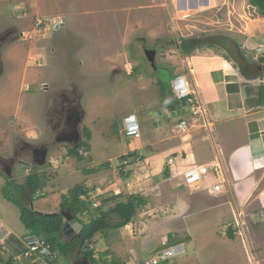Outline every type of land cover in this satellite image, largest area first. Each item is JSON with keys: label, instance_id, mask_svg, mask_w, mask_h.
<instances>
[{"label": "rangeland", "instance_id": "rangeland-1", "mask_svg": "<svg viewBox=\"0 0 264 264\" xmlns=\"http://www.w3.org/2000/svg\"><path fill=\"white\" fill-rule=\"evenodd\" d=\"M6 1L4 10L9 21L21 24L9 29L14 31L9 47L23 49L20 61L23 66L27 63L28 67H23V82L13 83L7 76L17 66L5 62L6 78L0 80V126H3L0 128L9 125L11 135L8 138L14 141L21 139L16 137L23 130L26 145H31L33 141H46L55 122L51 116L46 118V127L44 111L55 93H58L57 105L61 103L62 95L78 100L81 94L80 104L85 111L84 123L79 130L89 146L87 152L90 156L79 161L69 157L66 149L56 142L53 144L57 145H49L55 149L50 154L51 168L44 170L43 175L37 174L42 184L34 199H42L37 193L46 190L47 182L53 185L51 192L59 195L77 185L89 188L90 178L113 173L114 178H120L114 184L118 191L113 195H141L146 197V206L137 211L136 221L131 222L133 225L129 224L114 235L108 234L110 238L100 239L99 244L95 238L88 243V249L97 250L96 259L105 253V257L110 258L103 259L109 263L113 258V261L124 264H141L142 258L147 259L160 249L161 240L168 239L184 243L187 251L172 264H264V225H248L250 215L245 217V213L236 210L228 191L220 188L216 192L203 193L195 186L185 187L179 180L173 179V182L176 181L180 187L174 183L175 187H172L169 181L163 183L156 176L148 178L144 166H139L137 170L129 168L132 161L138 164L141 159L138 155L127 159V171L119 166L120 158L133 153V147L145 148L138 149H143L142 158L145 160L151 156L150 152L156 149L155 143L159 142L155 140L158 137L156 128L162 130V138L171 137L168 148L176 146L182 136L171 132L172 125L178 121L177 113L167 120V113L171 110L165 106L166 95L170 94V78L166 70L170 69L173 74L183 60L179 39L189 36L200 38L204 34L223 31L228 33V30L232 39L240 45L242 41H247L248 36L244 33L258 34L260 26L254 19L256 15L253 11L250 13L229 7L228 11L234 10L232 15L240 17L239 20L231 17L230 21V12L226 8L215 11L200 8L189 12V8L181 9L184 6L181 0ZM53 16H61L67 21L54 20ZM46 18H52L49 21L51 25L43 26L40 31L35 27L36 22ZM2 23L6 24V21ZM52 25L63 28L55 34ZM23 26L25 33L21 32ZM150 49L156 52L154 57L146 53ZM154 58L156 68L152 62ZM8 90L10 98L2 100ZM19 114L23 116V124L19 120L14 121ZM131 114L136 116L140 126L142 136L139 140L124 135L123 120ZM165 124L168 129L164 128ZM85 129L89 130L90 139L85 136ZM47 139L51 141V136ZM146 142H152L151 146H147ZM4 145H11L9 154L15 148L19 149L10 140ZM25 153L26 150H23V155ZM106 161L110 168L102 166ZM23 162L28 166L19 169V176L33 174L30 160L23 159ZM152 168H155L154 163ZM75 171L77 173L73 174ZM212 171L218 173L217 168L210 169L208 179L215 177ZM47 172L48 176L45 175ZM134 176L138 178L137 186L129 191V180ZM6 185L0 191V222H5L6 227H10L16 235L11 236L12 240L8 238L7 245L0 237V248L7 247L0 252V264L5 259L12 264H73L63 255L55 259L23 256L16 230L21 227L19 209L9 200L27 208L30 200L27 197V202H24L17 194L19 188L14 192L16 187L10 183ZM111 188L108 184L103 190L110 193L114 191ZM72 232L62 236V241L71 242L76 234ZM57 248L56 253L59 252Z\"/></svg>", "mask_w": 264, "mask_h": 264}, {"label": "crops", "instance_id": "crops-1", "mask_svg": "<svg viewBox=\"0 0 264 264\" xmlns=\"http://www.w3.org/2000/svg\"><path fill=\"white\" fill-rule=\"evenodd\" d=\"M181 1L184 5L181 9L189 8V12H192L193 9L200 8L203 10L212 9V11L226 8L228 11L229 7H235L250 13L253 11L256 15V18L254 17V19L258 21L257 24L260 26L259 31L255 36L244 33L248 36L246 37L247 41H242L240 45L232 39L233 37L229 34L230 32L228 30V33L223 31L222 33L204 34L202 37L217 38L214 47H203L194 51L190 55H184L181 51L183 60H181V63L179 62V67L173 71V74L170 69L166 71L170 78L169 84H171L173 78L176 76H183L190 81L193 92L191 103L186 104L181 101L180 105H176V108L173 111L172 107H168L173 101L172 94L169 91L170 94L168 96L166 95L167 104L165 106L171 110L167 113V120L170 119L172 114L177 113L176 119L178 121L172 125L171 132L182 136H180L178 140L179 142L176 146L168 148V140L171 141V137L167 136L166 138H162L160 136L162 130L156 128L155 133L158 137H156L155 140H159L158 143H155L156 149H153V151L150 152L151 156H147L148 159L145 160L142 158V152L145 148L141 146L143 149L138 151V149L141 148L133 147V153H130V155H138L141 159L138 161V164L132 162L131 167L132 169L134 168L137 170L139 166H144V173L147 174L148 178L151 176L155 178L156 176V178L163 183H168L169 181V183L172 184V187H180L176 181L179 180V175L184 169L193 165L214 166L217 168L218 173L215 174L212 171L215 177L208 179L209 177L207 175L201 183L195 185L199 192H215L213 191L214 184H222L223 191H228L230 198L233 199L236 210L243 212V214L245 213V217L248 214L250 215L248 225H264V94L261 93V89L264 87V79L262 75V61L260 59V57L264 56V24L260 23L264 22V17H261L257 13V9L251 6L248 0ZM6 2V0H0V10L5 9L4 3ZM228 12L230 21L231 17L239 20L240 17L237 18L235 15H232L234 10ZM185 16L186 15H184V17ZM53 17L55 18L54 20H65L61 16ZM0 18V35H7L9 32L8 30L13 26L21 25L19 21L17 23L9 21L5 10L4 12H0ZM50 19L46 18L47 21H51ZM3 20L6 21V24L2 23ZM65 21H67V19ZM61 28L63 27L56 28L54 25L52 30L54 29L57 31L55 32L53 30V32L57 34L60 32L58 30ZM24 29L23 26V29H21L22 33H25ZM190 38L192 37L189 36L187 39ZM9 44H11V42L5 44L1 48V60L4 62V65L5 62H9L10 65L17 66L16 68L11 69V72L7 76L8 80L13 83H15V81L22 83L23 70L28 67L27 63L23 66V62L20 61L23 49L18 47L10 49L9 46L11 45ZM7 45H9V48H6ZM9 50L10 54L7 55ZM146 53H148V55H153V57L156 55V52L151 49L147 50ZM23 58H25V55ZM152 62L156 68L155 58ZM27 71L24 72L27 73ZM160 85L163 84L160 82ZM40 88L41 87H39V89ZM168 88L170 87L168 86ZM10 96L8 90L5 96L1 99L7 100ZM81 109L83 112L84 123L85 111L82 106ZM17 120L22 123L23 116L21 117L20 114L19 116H15L14 121ZM181 120L186 121L188 125V130L185 133H178L174 129L175 125ZM8 126L0 128V157H4L6 161L11 157V154H9L11 153V145L6 146L4 144H7L9 140L12 141V139L8 138L11 135ZM164 128L168 129L169 127L165 124ZM20 132L21 135L18 136L23 139V130ZM34 142L36 141H33L30 144H35ZM151 143L146 142V145L150 147ZM223 143L225 144V147L223 146ZM53 151H55L54 148L49 151L47 163L44 164L43 167L35 168L34 165L30 164L31 166L29 167L31 172L33 173L37 170L38 175H43L44 170L50 169V154ZM170 159L173 160V166L171 167L172 170L170 171L168 169V171H165L164 168L166 167L164 166H168ZM153 163L155 164V168H152ZM89 164L93 165L94 163ZM96 165L97 164L94 166ZM24 166L28 165H22V167ZM214 167L212 168L214 169ZM19 169L23 168H21L20 165L17 166L16 164H13L10 171L11 177H8L7 175H5V177L0 173V191L8 183L12 184L14 187L23 188L20 197L23 198L24 202H27L28 191L25 185V177H27L28 174L25 173L23 176H19ZM76 173L77 172L75 171L73 174ZM45 175L48 176V172ZM107 177L112 179H108ZM173 179L176 180L175 183L173 182ZM119 180L120 178H114L113 173H104L103 176L94 177L93 179L90 178L89 188L88 186L86 187L90 196L85 198L92 202L93 205H100L102 200L111 197L106 193L107 191L103 190V187H106L109 184V188L113 186L112 188L114 190H118V187H114V184L118 183ZM137 181L138 178L136 179L135 176L129 180V191L135 189ZM173 183L175 186H173ZM52 187L53 185H50V182H47L46 190L38 193L42 198L41 200L29 198V207L33 211L45 215H53L61 212V198L67 193L62 191L59 195H56V192H51V190H53ZM19 192L20 191H18L17 194ZM44 192H46V194H44ZM138 192L137 194H139ZM131 195L132 193L130 196ZM125 199L126 198H122V200ZM7 203L10 202L7 201ZM114 206V203H109L105 208L110 209ZM65 212L71 214V221H80L84 225L88 224L96 215L93 211L78 214L77 216H73L69 211ZM19 216L20 213L18 214V219L20 220ZM135 217L133 220L135 219L136 221ZM76 218H78L79 221H77ZM5 224V222H0V237L5 239V245H7L8 238L9 240H12L11 236H15L16 234L10 227H6ZM130 225H133V223ZM22 226L23 225L21 224V227L16 230L17 237L19 238H17L18 245L19 247H22V250L24 251L23 238L27 234L32 233L28 232L24 226ZM70 233H73L72 230H69V234ZM114 233H116V231H108L105 234L98 233L94 238L98 240L97 242L99 244L100 239L107 240L106 238H110L108 234L114 235ZM76 238L77 236L74 235L72 241ZM94 238L93 240H95ZM112 239H114L113 236ZM0 249V252L2 253L4 249L7 250V247L5 246ZM94 252V257L96 258L97 250H94ZM81 256L82 254L77 250H74L72 254L64 256V258H69L73 264H79V262L83 260ZM105 258H110V256ZM8 261V259H5L3 263L7 264Z\"/></svg>", "mask_w": 264, "mask_h": 264}, {"label": "trees", "instance_id": "trees-1", "mask_svg": "<svg viewBox=\"0 0 264 264\" xmlns=\"http://www.w3.org/2000/svg\"><path fill=\"white\" fill-rule=\"evenodd\" d=\"M250 5L257 9V13L264 17V0H248ZM217 42V38L214 37H202V38H190V39H180L179 49L182 51L184 55H190L194 51L203 48V47H214ZM170 90V88H169ZM261 93L264 94V87L261 89ZM173 101L168 105V107H172L173 111L176 108V105H180V101H178L172 95ZM87 139H90L89 130H85L84 132ZM85 148L89 149L88 144L83 141L82 144L77 149H69L67 151V155L69 157L75 158L79 161H82V157L78 154V149ZM134 156V155H130ZM128 157V156H127ZM127 157L120 158V165L124 168L123 160H126ZM105 168H110V164L108 161L102 164ZM37 175L38 171L35 170ZM33 174L28 175L25 185L27 187L28 195L32 199L35 196V192L39 187H41L40 177ZM39 177V178H38ZM19 187H16L14 192ZM113 189V188H111ZM23 188H19L18 191L20 195H22ZM24 192V191H23ZM111 197L102 200L101 204L98 208H94L92 210V203L85 197H89V191L84 185H77L68 190L67 194L62 196L60 209L61 211H69L73 214V216H77L78 214L89 213L90 211L95 212V218H92L91 221L84 225L82 222L79 223L82 226V230L80 232L79 237H77L72 242H64L61 239V228L63 226L62 217L59 214L53 215H45L41 213H35L33 210L17 204L12 199L9 200L19 209L20 213V222L24 226V228L32 233L36 234L40 238L44 239L45 242L49 245L52 251H56V248L59 249L58 254L63 256H69L77 250L82 256L89 260L90 264H98V261H102L101 264H123L119 263L112 258V261L109 263L105 259H103L106 254L103 253L100 255L99 259H96L95 253L93 250L88 249V243H91L94 236L98 233L105 234L108 231H118L122 228H125L129 224H131L133 218L135 217L137 210L142 208L145 205V202L138 195L129 196L125 200H122V197L114 196L113 191H109ZM84 198V199H83ZM109 203H114L115 206L106 209V205ZM229 236L232 237V233H229ZM4 264V263H3ZM7 264H12L11 261H8Z\"/></svg>", "mask_w": 264, "mask_h": 264}, {"label": "built area", "instance_id": "built-area-1", "mask_svg": "<svg viewBox=\"0 0 264 264\" xmlns=\"http://www.w3.org/2000/svg\"><path fill=\"white\" fill-rule=\"evenodd\" d=\"M190 84L182 77H177L172 82V90L178 99L188 98L190 94ZM183 124V123H182ZM125 135L128 138L139 139L141 137L140 127L134 115H129L124 118ZM80 155L85 157L87 154L80 151ZM207 174L206 167H194L187 169L183 173L182 181L187 186H192L200 182ZM214 191H219L221 185L215 184ZM25 258L34 256L46 257L51 254L47 243L35 235H27L23 238ZM186 250L183 244H170L167 240L161 242L160 249L151 257L143 259L142 264H172L173 260L185 254Z\"/></svg>", "mask_w": 264, "mask_h": 264}, {"label": "flooded vegetation", "instance_id": "flooded-vegetation-1", "mask_svg": "<svg viewBox=\"0 0 264 264\" xmlns=\"http://www.w3.org/2000/svg\"><path fill=\"white\" fill-rule=\"evenodd\" d=\"M10 31H12V33H10ZM13 30H9V32L7 33L8 36L4 37V39L0 37V50L1 48L7 44L8 42H10L9 40H11V36L13 34ZM9 45L6 46V48ZM3 77L6 78L5 75V70H4V64L3 61L1 60V51H0V80H3ZM56 93L54 95H52V100L51 103H53L54 101V97H55ZM62 99H60L61 103L60 104H56L54 105L51 111L52 114V118L56 119V126H60V128L63 129H67L70 127H72L71 129H74V126L76 125V120H80V117L82 115L81 111V107H80V101H78L80 99V97L78 98V100H71L66 98V96L61 97ZM78 125V124H77ZM62 135V131L59 132L58 130H54V136H60ZM16 138H20V137H16ZM14 147L19 146L18 148H15L11 154V157L6 161V163H2L0 165V169H2L3 171L0 170V173L2 175H6V173H9L12 169L13 164H16L17 166L20 165L21 168L22 165H24L23 159H29V152L33 147H30L28 145H26L23 142V139H17L14 141V139L12 140ZM18 149V150H17ZM17 150V151H16ZM23 150H26V155H23ZM28 155V156H27ZM11 173V172H10ZM6 177V176H5ZM69 233H67V230L62 234V236H67ZM79 264H85V262L83 260H81L79 262Z\"/></svg>", "mask_w": 264, "mask_h": 264}, {"label": "clouds", "instance_id": "clouds-1", "mask_svg": "<svg viewBox=\"0 0 264 264\" xmlns=\"http://www.w3.org/2000/svg\"><path fill=\"white\" fill-rule=\"evenodd\" d=\"M41 22V23H40ZM46 25H51V24H49V21H47V20H45V19H42V20H40V21H37L36 22V25H35V27L37 28V29H40V31L42 30V27L43 26H46ZM53 26V25H52ZM54 27V26H53ZM55 27L56 28H58L59 26L58 25H55ZM44 30V29H43ZM34 31H36V30H34ZM2 50V49H1ZM0 50V51H1ZM177 77H182V78H184L183 76H176L175 78H177ZM175 78H173V80L175 79ZM185 79V78H184ZM173 80H172V82H173ZM186 81H188L187 79H185ZM172 82H171V84H170V93L178 100V101H183V102H185L186 104H189V103H191V96H192V94H193V92H192V87H191V83H190V81H188L189 82V84H190V87H189V90H190V94L188 95V98H185V99H178L175 95H174V93H173V90H172ZM62 96H65V95H62ZM80 98H81V94H80ZM79 101H80V99H79ZM80 107H81V105H80ZM81 109V108H80ZM81 113H82V115H81V117H80V120H79V124H78V126H77V129H78V132H79V136H80V139H81V143L79 144V146L82 144V142L83 141H85V139H83V137H82V135H81V132H80V130H79V126H81V124H82V122H83V112H82V109H81V111H80ZM131 115H133V114H131ZM129 116V115H128ZM135 116V115H134ZM127 117V116H126ZM136 117V116H135ZM137 119V118H136ZM138 122V121H137ZM183 123V124H182ZM123 124H124V120H123ZM46 125V124H45ZM46 127H48V125H46ZM140 127V126H139ZM124 128H125V126H124ZM174 129H175V131L176 132H178V133H185L187 130H188V125H187V123H186V121H184V120H181V121H179L176 125H175V127H174ZM86 130V129H85ZM88 130V129H87ZM85 132V131H84ZM140 132H141V130H140ZM124 135H125V130H124ZM51 136V141H49L47 138H49ZM126 136V135H125ZM141 136H142V134H141ZM56 138L57 137H55L54 136V130L53 131H51V132H48V135L46 136V141H41V142H39V143H35V144H31V145H28V146H30V147H32L33 146V148L34 147H37V148H42V147H46V148H48V151H51V149L53 148V146L52 147H50L54 142H56L55 140H56ZM126 138H128L127 136H126ZM141 138V137H140ZM139 138V139H140ZM129 139H132V138H129ZM139 139H134V140H139ZM57 143V142H56ZM58 145H61L62 147H64L65 149H66V151H68L69 149H72L69 145H67L66 144V142H60V143H57ZM57 144H53V145H57ZM50 145V146H49ZM49 146V147H48ZM78 146V147H79ZM77 147V148H78ZM76 148V149H77ZM87 150L88 149H85V148H80V149H78V154H79V156L80 157H82L83 159H87V157L88 156H90V154L87 152ZM80 151H84V152H86V156L85 157H83V156H81L80 155ZM128 156V157H127ZM127 156H125V157H127V159L128 158H130V154L129 155H127ZM127 159L126 160H123V165H124V168H123V171H127V168H128V161H127ZM133 162V161H132ZM131 162V163H132ZM24 165H25V163H24ZM173 166V160L172 159H170L169 160V164H168V166H166L165 165V171H168V169L171 171L172 170V167ZM206 167L207 168V174L205 175V177H203V179L200 181V182H198V183H196V184H194V185H192V186H188V187H194L195 185H197V184H199V183H201L205 178H206V176L207 175H209V170L210 169H212V167L211 166H207V165H195L194 167ZM194 167H189V168H186V169H184L183 170V172L179 175V180L180 181H182V177H183V173L187 170V169H190V168H194ZM36 168V167H35ZM129 168H132V167H129ZM215 169V168H214ZM174 170V169H173ZM162 175V174H161ZM11 177V176H10ZM183 182V181H182ZM184 183V182H183ZM215 185V184H214ZM221 185V187H222V189H223V185L222 184H220ZM184 186L186 187L187 185L184 183ZM214 187V186H213ZM115 191H118V190H114L113 191V194L115 193ZM213 191H214V188H213ZM216 192V191H215ZM37 195H38V193H37ZM119 196V195H118ZM130 196V195H129ZM129 196H123L122 198H127V197H129ZM131 196H133V195H131ZM134 196H136V195H134ZM139 197H141L142 199H143V201L145 202V205L142 207V208H144L145 206H146V200L144 199V198H146V197H143V196H141V195H138ZM28 197H29V195H28ZM30 198V197H29ZM94 207L96 206V205H93ZM99 207V205L98 206H96V208H98ZM141 209V208H140ZM139 210V209H138ZM137 210V211H138ZM61 213H64V214H70V213H66L65 211H61L60 213H59V215L61 216ZM58 214V213H57ZM71 215V214H70ZM62 217V216H61ZM77 223H79V222H77ZM80 224V223H79ZM72 225H73V223L72 222H70L69 223V226L67 227V228H65V230L64 231H62L61 232V237H62V234L66 231V230H68V229H70V230H72V231H74L73 229H72ZM63 227V226H62ZM62 229V228H61ZM81 230H82V226H81V224H80V232H81ZM76 234V236H77V232L76 231H74ZM27 235H35V236H37L36 234H27ZM26 235V236H27ZM79 235H80V233H79ZM79 235L77 236V237H79ZM25 237V236H24ZM37 237H39V236H37ZM66 237V236H65ZM40 238V237H39ZM40 239H42V238H40ZM42 240H44V239H42ZM167 241H168V243H170V244H183L184 245V247H185V244L184 243H181V242H170L168 239H166ZM45 241V240H44ZM163 240H161V242H162ZM48 245V244H47ZM49 246V245H48ZM50 248V247H49ZM185 250H186V247H185ZM24 252V251H23ZM50 252H51V254L49 255V256H46V257H40V258H53V259H55L59 254L58 253H56V252H54V251H52L51 250V248H50ZM187 253V251L185 252V254ZM82 257V259H84V260H86V261H89L87 258H85L84 256H81ZM143 259H145V258H142V261H143ZM83 260V261H84ZM85 261V262H86ZM142 261H141V264H142ZM86 264V263H85ZM90 264V263H89Z\"/></svg>", "mask_w": 264, "mask_h": 264}, {"label": "water", "instance_id": "water-1", "mask_svg": "<svg viewBox=\"0 0 264 264\" xmlns=\"http://www.w3.org/2000/svg\"><path fill=\"white\" fill-rule=\"evenodd\" d=\"M10 33H12V31H10ZM5 36H8L6 34L4 35H0L1 39ZM261 61H262V75H263V79H264V56L263 57H260ZM58 93H56L55 97H54V101L53 103H51L49 106L46 107L45 111H44V121L46 120V118H50L52 120H54V129L53 130H58L59 132L62 131V135L60 136H57L56 138V142L57 143H60V142H66L67 145H69L72 149H76L79 144L81 143V139H80V136H79V132H78V129H77V124H79V120H76V125L74 126V129H71L72 127L69 126L68 130L66 129H63L60 128V126H56V119H53L52 118V114H51V111H52V107L54 105H56L57 101H56V97H57ZM61 97H64V96H61ZM60 97V99H62ZM45 124L48 125V123H46L45 121ZM48 148L46 147H42V148H37V147H34L30 150L29 152V160L31 162L32 165H34V167H43L44 164L47 163V156H48ZM2 163H6V159H4V157H0V165ZM1 171H3L2 169H0ZM6 175L8 177L11 176V173H6ZM61 216H62V222H63V227L61 229V232L65 230V228H67L69 226V223L72 222L73 225H72V229L74 231L77 232V236L79 235L80 233V224L77 223V222H74V221H71L72 220V216L70 214H64V213H61ZM86 264H89V261H86Z\"/></svg>", "mask_w": 264, "mask_h": 264}]
</instances>
